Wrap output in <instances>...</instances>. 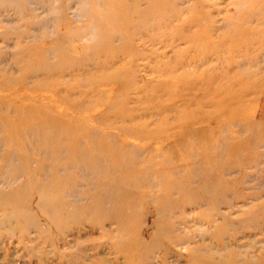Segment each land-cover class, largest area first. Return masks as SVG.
<instances>
[{"label":"rangeland","instance_id":"rangeland-1","mask_svg":"<svg viewBox=\"0 0 264 264\" xmlns=\"http://www.w3.org/2000/svg\"><path fill=\"white\" fill-rule=\"evenodd\" d=\"M26 3L15 31L49 22L24 60L65 73L7 83L0 103L13 125L46 112L67 134L46 123L38 141L66 150L5 132L0 264H264V0ZM1 6L0 34L17 17ZM2 39L7 81L23 56Z\"/></svg>","mask_w":264,"mask_h":264},{"label":"bare ground","instance_id":"bare-ground-1","mask_svg":"<svg viewBox=\"0 0 264 264\" xmlns=\"http://www.w3.org/2000/svg\"><path fill=\"white\" fill-rule=\"evenodd\" d=\"M19 1L20 0H0V4L3 5V7L1 6L2 9L3 8L4 9L11 8L10 10L14 11L15 15L17 16L16 22H10V23L8 22L7 26H9V28H6V30L0 35H1V37L4 38L1 40V42L4 44L5 48L9 47L10 42L13 41V39H15V41H16L15 42V48L17 49V53H21V55L23 57L21 59L20 58L14 59V64H16V65L18 64L17 66L22 64V65H24V67H22V69H19L17 71V73H18L17 77H9L8 79H6L7 81H4V80L0 81V87L5 88L7 83L11 84V83L19 82V81L26 83V82L30 81L31 84L33 83V85H36L39 89H44V87H45L44 84H46V82L37 83L38 82L37 79H40V77H44L46 80H50L55 75L63 76L65 71L57 70V71L53 72L52 69H54V68L52 67V64L48 61H45L44 57L41 55H39L40 61H39V63H37V65L40 66L41 70L36 69V67L35 68L32 67V65L28 61L24 60V59L28 60V57L30 56V48L27 45L26 46L22 45L23 42H21V41H23L24 39H30L31 41H35L37 39V37L34 36L35 33L37 32L36 28L37 27H39V29L45 28V25L49 22V20L48 21L46 20L47 22L45 20L44 21H36L35 19H37V17H35V19L32 18V21H30L29 23L28 22L26 23L29 26L26 29L27 31L25 30V32L23 31L21 33H19L18 31H15V29L17 28V25L20 26L21 23H23L22 20L24 18V17L22 18L23 12H21L23 10L24 6L18 4ZM30 1L31 0H26L27 3H29ZM46 13L48 15L49 11H46ZM50 13H49V15H51ZM29 16L33 17V14H30ZM119 16H120V19L122 20L121 24H124V22L127 23L129 20H131V15L126 10H124L123 12L119 11ZM12 25H14V26H12ZM102 36H103V31H102V34H99V37L101 39L103 38ZM100 38L97 37V40ZM3 54H5V53L2 50V48H0V55H3ZM16 55H18V54H16ZM14 56H15V54H14ZM0 58H1V56H0ZM9 60H10L9 55H6V59L3 62H0V67H1V64L5 65V67H7L9 65ZM6 63H8V64H6ZM43 69H45V70H43ZM2 73H6L7 75L11 76V72H9L8 69L6 70V68H0V74L2 75ZM25 83H24V85H25ZM34 83H36V84H34ZM26 84H27V86H29L30 83H26ZM7 111H8V107L5 104L0 103V134L3 133V135H4L3 138H0V145H2L3 147L9 146L8 145L9 140L7 139V137L11 133H23L24 132V133H27L28 135H30V137H32V136L39 137V138H36V140L38 142L37 149H39L41 151H49L50 152L51 149H53V148L57 149L59 147H60V149H62L61 151L66 150L65 146H62L61 144H57L58 142H56V141L53 142V140H51L50 136L54 135L56 137H59L60 135H66L67 131L65 129H62V127L60 126L61 123L60 124L59 123H52L53 118L50 115H48L46 112L40 111L41 115L43 113L44 120H45V123H41V125L44 126V125H46V123L48 124V125H46L48 128L43 129V130L48 132L47 136L50 135L49 140L47 139V141L50 142L49 145H48V143H45V142L41 143L40 141H38V139L42 140V138H41L42 137V133H41L42 131L39 130L42 126H38V127L31 126L30 127V126L25 125V124L24 125L23 124H14L13 125V124H11V122H9V119H8L9 114H7ZM34 111H36V110H34ZM19 114H22V112H19ZM5 132H8V133H6L8 136H5ZM90 136H92V135H90ZM92 137H95V136H92ZM251 140L255 142L258 139L255 136V137H251ZM10 142H11V140H10ZM63 147H64V149H63ZM87 155H88V158L87 157L86 158H87V161H89V164L90 165L94 164L96 167L101 169V167L99 166L100 162H101L100 157L96 156L93 159L92 158L93 156L91 154L87 153ZM84 156H85V154L80 159H83ZM64 160L65 159L63 157H58L57 164L58 163L61 164ZM213 160H214V158H213ZM213 160H211V161H213ZM224 160H225V158H224ZM209 164L210 163H207L208 166H209ZM58 167H60V166H58ZM211 167H212V165H211ZM211 170H213V169H211ZM205 171L206 170L203 168V166H199V167H197L196 175L198 177H201V178L204 177V180H205V175H204ZM210 172L211 171H209V174H211ZM99 175H101V174L99 173ZM165 207H163L162 209L160 208L162 213H163V209Z\"/></svg>","mask_w":264,"mask_h":264}]
</instances>
